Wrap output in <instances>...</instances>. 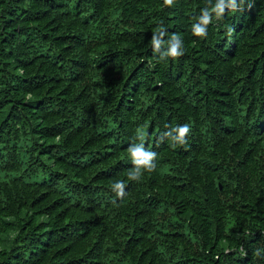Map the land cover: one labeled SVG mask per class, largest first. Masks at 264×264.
Masks as SVG:
<instances>
[{
	"label": "trees",
	"instance_id": "16d2710c",
	"mask_svg": "<svg viewBox=\"0 0 264 264\" xmlns=\"http://www.w3.org/2000/svg\"><path fill=\"white\" fill-rule=\"evenodd\" d=\"M215 2L0 0V264H264V0Z\"/></svg>",
	"mask_w": 264,
	"mask_h": 264
},
{
	"label": "clouds",
	"instance_id": "9594fccd",
	"mask_svg": "<svg viewBox=\"0 0 264 264\" xmlns=\"http://www.w3.org/2000/svg\"><path fill=\"white\" fill-rule=\"evenodd\" d=\"M245 0H241L240 4H237V0H216L214 6L206 7L202 10L201 15L197 18V23L192 26V34L195 37L206 38L208 33V26L213 22V17L219 21L223 19L226 9L232 13L242 10V5ZM174 4V0H164V5L171 7ZM251 7V5H249ZM229 30V35L231 34ZM168 35L165 30L157 29L154 31L152 39L150 41L154 53L159 54L161 62L167 59H177L184 55L183 41L177 34H172L170 38L165 42L164 37ZM165 49L161 51V49ZM168 130L161 134L160 143H164L168 140L171 146H184L188 143V136L191 133V127L188 123L178 125L175 127L165 125ZM145 132L142 128H137L134 142L129 148L128 153L131 157V163L133 168L128 172V180L139 182L142 176L146 172H152L155 170L157 159V153L146 149L145 147ZM126 184L124 181H118L112 185V191L120 199H123L126 195L125 192ZM257 256L260 254L259 251L255 253Z\"/></svg>",
	"mask_w": 264,
	"mask_h": 264
}]
</instances>
